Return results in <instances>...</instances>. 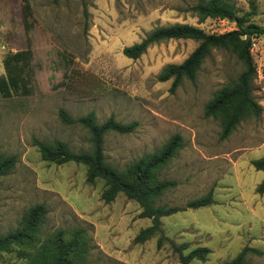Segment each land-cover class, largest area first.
Listing matches in <instances>:
<instances>
[{"label": "rangeland", "instance_id": "obj_1", "mask_svg": "<svg viewBox=\"0 0 264 264\" xmlns=\"http://www.w3.org/2000/svg\"><path fill=\"white\" fill-rule=\"evenodd\" d=\"M0 0V74L10 51L30 49L31 93L0 94V154L17 155L18 162L0 176V233L14 230L23 214L43 204L47 214L41 241L60 229L83 228L89 240L87 260L92 264H178L179 255L169 241L159 248L155 235L134 241L152 220L141 217L142 207L120 192L106 202L105 181L87 179V167L69 161L44 160L38 139L59 140L73 152H91V134L73 119L94 112L98 124L111 116L123 124L138 123L134 131H108L103 151L107 163L126 166L160 149L179 134L182 147L159 170L162 180H173L157 199L158 205L182 210L161 218L167 238L188 243L185 252L206 246L205 260L191 264L232 261L245 247L241 264H264V193L257 187L264 170L252 161L264 157V109L260 118L247 117L225 139L217 116L205 107L224 84L235 81L244 69L227 49L213 48L196 77L159 81L170 64L182 63L198 46L179 38L154 43L139 58L123 54L125 46L141 41L160 26L187 23L208 34L237 28L228 18H201L191 11L209 0ZM251 22L264 26V0H222ZM251 54L257 66L253 94L264 107V33L252 38ZM212 193L214 202L193 208L192 200ZM31 247L16 245L0 264H26L22 257Z\"/></svg>", "mask_w": 264, "mask_h": 264}, {"label": "trees", "instance_id": "obj_2", "mask_svg": "<svg viewBox=\"0 0 264 264\" xmlns=\"http://www.w3.org/2000/svg\"><path fill=\"white\" fill-rule=\"evenodd\" d=\"M25 9L30 11L28 0H23ZM201 18L220 17L236 22L237 28L221 34H208L201 28L187 24L175 23L156 27L141 41L125 46L123 54L137 59L146 52L149 46L170 39L187 38L199 42L194 51L179 64H170L158 75L159 81L174 78L175 88L184 77L194 79L197 71L213 48L232 51L242 62L244 69L235 81L228 82L217 91L215 97L206 105V116H217L221 119V137L227 138L233 130L247 117L260 118L264 107L253 94V82L257 76V66L251 54L252 38L264 33V26L250 20V14H239L233 4L222 0L200 1L191 7ZM249 35V40L245 37ZM31 61L32 51L22 49L8 52L4 59V74H0V94L10 97L13 94L28 95L31 93ZM264 71V67H263ZM63 121L78 122L91 134V152H73L67 143L56 140L52 144L35 139L44 160L56 163L74 161L87 167V179L90 182L101 178L105 181L102 198L106 202L113 201L120 192L135 199L142 207L141 217L152 220L150 226L139 231L134 241L143 243L155 235H159L157 246L160 248L169 241L173 251L179 255L178 264H191L194 259L205 260L211 250L206 246L195 247L188 252V243L176 244L167 238L161 226V218L174 214L182 208L177 206L158 205L157 199L165 190L176 185L173 180H162L159 170L182 147L179 134L171 137L160 149L152 154L135 160L123 170H118L107 163L103 151L104 135L108 131L128 133L135 130L138 123L133 121L123 124L110 117L98 124L94 112L73 119L65 109H60ZM17 155L0 154V176L9 173L17 164ZM252 164L257 170H264V157L254 159ZM258 193H264V180L257 187ZM214 202L212 193L192 200L193 208L210 205ZM47 209L43 204H35L25 211L20 224L14 230L0 233V263L4 254L13 251L14 246H29L22 257L26 264H92L88 258L89 240L83 228L73 230L60 229L44 241L39 238ZM249 251L260 253L256 248L245 247L232 261L222 264H241Z\"/></svg>", "mask_w": 264, "mask_h": 264}, {"label": "water", "instance_id": "obj_3", "mask_svg": "<svg viewBox=\"0 0 264 264\" xmlns=\"http://www.w3.org/2000/svg\"><path fill=\"white\" fill-rule=\"evenodd\" d=\"M249 38H250V36H249V35H247V36L245 37V39H246V40H249Z\"/></svg>", "mask_w": 264, "mask_h": 264}]
</instances>
